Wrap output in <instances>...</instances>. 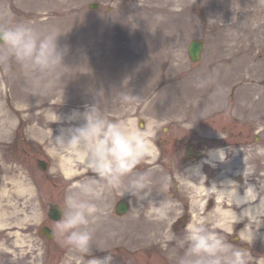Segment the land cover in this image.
<instances>
[{"label": "rangeland", "instance_id": "obj_1", "mask_svg": "<svg viewBox=\"0 0 264 264\" xmlns=\"http://www.w3.org/2000/svg\"><path fill=\"white\" fill-rule=\"evenodd\" d=\"M92 2L99 6L90 8ZM4 20L56 28L59 46L69 50L58 69L60 79L45 95L34 94L15 62L0 67V264H89L108 254L113 264H148L162 257H150L147 248L159 245L157 236H166L158 233L168 231L181 204L166 195L157 199L153 190L145 205L122 190L101 187L89 253L69 246L56 229L59 220L47 216L50 203L65 208L69 187L95 176L68 177L58 154L77 151L62 149L55 139L82 126L86 105L93 103L107 119L130 121L147 133L151 148L136 171L151 160L156 132L171 129L225 150L227 159L215 158L206 170L217 186L211 194L198 187L208 183L201 168L190 171L198 173L192 178H180L184 195L196 193L193 223L221 224L215 214L204 217L227 196L219 187L228 182L251 184L259 200L264 198V154L257 151L264 149V0H0ZM192 40L205 43L197 63L188 53ZM201 80L209 81L206 87L196 86ZM75 113L81 118L70 120ZM39 160L47 161V172ZM120 198L132 202L123 217L113 211ZM204 198L202 206L197 199ZM207 200L213 204L205 206ZM165 201L171 204L167 219L158 210ZM261 213L264 206L253 236H244L246 221L230 220L213 231L247 252L252 264H264ZM42 225L56 232L54 240L38 235Z\"/></svg>", "mask_w": 264, "mask_h": 264}, {"label": "clouds", "instance_id": "obj_2", "mask_svg": "<svg viewBox=\"0 0 264 264\" xmlns=\"http://www.w3.org/2000/svg\"><path fill=\"white\" fill-rule=\"evenodd\" d=\"M60 36L56 28L40 30L30 24L0 21V67L7 69L10 62H15L29 78L34 94L45 95L49 87L60 79L58 69L65 65L64 58L69 50L59 46ZM208 83L209 81L201 80L196 86L202 88ZM78 118H81L80 113H75L69 119ZM201 118L204 119L203 114ZM82 119V126L69 129L68 135L61 134L55 139L62 149L76 150L84 157L87 168L95 176L66 191L65 208L56 229L64 235L69 246L89 253L93 241L90 224L96 218L95 200L101 187L117 192L122 190L124 195L129 194L137 201H143L151 195L150 174L145 171L131 175L136 165L148 154L150 144L144 130L130 121L107 119L94 103L86 105ZM257 151L264 154V149ZM207 156L220 161L227 159L222 148L208 150ZM205 162L212 163V160ZM196 174L198 173L193 172L187 176L192 178ZM130 175L131 178L125 183ZM216 187L214 184L209 187L210 194ZM219 188L226 191L242 211L245 210L247 191L243 196L238 190L232 192L229 182ZM170 206V202L165 201L158 210L164 213ZM260 217L264 222V213ZM173 240L174 248L182 253L170 257L174 264H252L247 252L235 247L202 222L186 225L183 234L173 236ZM89 264H113V256L108 254L103 258L94 257Z\"/></svg>", "mask_w": 264, "mask_h": 264}, {"label": "flooded vegetation", "instance_id": "obj_3", "mask_svg": "<svg viewBox=\"0 0 264 264\" xmlns=\"http://www.w3.org/2000/svg\"><path fill=\"white\" fill-rule=\"evenodd\" d=\"M154 138V149L156 152L155 164L159 166L160 172H154L152 175H150L151 184L149 191L151 192L153 190L155 196L157 195V199L160 197V194L166 195L167 198L170 197V199L178 200L181 204L179 208L181 212L178 216V219L174 220L175 222L173 225L166 227V229L169 230L170 236L169 241L164 243V245L171 247V249H175L173 236L182 235L185 231L186 225L190 224L192 216H195L194 205L192 204H195L194 201L196 199L194 196H196V193L184 195L183 190L181 189V184L179 183L181 180L180 178H182V176L189 175L193 168H201L203 170V174L207 176L208 183L205 185H197L198 187H204L205 190H209V187L212 185L211 181H213V177H211V173L209 174L206 170L210 172V167H212L213 160L215 158L208 157L207 152L208 150L215 148L210 147L207 142L202 139L196 140L193 138H184L171 129L167 130L166 132H156ZM208 159H211L212 163H206L205 161ZM150 168L151 167L147 165V169L150 170ZM134 174L135 171L133 172V175ZM192 184L196 185L195 183ZM207 194L208 193L205 192L201 193V195L205 196H207ZM184 197H186V205L183 201L185 200ZM205 200L206 198L197 199V201L200 202L202 206H204ZM207 202L208 203H206L205 206H211L213 204V201L207 200ZM205 208L207 209L209 207ZM210 213L208 212L204 218H208ZM208 228L211 231L213 229L211 226H208ZM161 233L165 234L166 231L161 230ZM157 237V243L159 245L151 246L147 248V250L150 251V257L154 256L155 254L161 256V253L162 257L160 259H158L159 257L157 259L156 257H152L148 264H167L168 262L173 261L170 257L179 255L180 253L178 251H174L171 255V253L165 252L167 248H164L165 250L159 249L158 246L161 245L159 240L164 241L165 239L159 236Z\"/></svg>", "mask_w": 264, "mask_h": 264}, {"label": "bare ground", "instance_id": "obj_4", "mask_svg": "<svg viewBox=\"0 0 264 264\" xmlns=\"http://www.w3.org/2000/svg\"><path fill=\"white\" fill-rule=\"evenodd\" d=\"M251 2L257 1V0H250ZM258 10H260V6H256ZM2 129V124H0V130ZM58 157L61 158V165L64 167L65 174L68 177L71 178H80L82 176H86L89 174L95 175L91 170L88 168H85L86 165V159L82 157L78 152L75 154L74 152L71 153L68 157L61 156L58 154ZM87 167V166H86ZM84 168V169H82ZM80 184V183H79ZM76 186V184H74ZM78 185V184H77ZM70 188V187H69ZM255 187L250 185L242 186V185H236L231 183V191L236 192L238 190L239 194L243 196L244 192L247 191L248 197H247V203L244 206L245 210L242 211L240 207L236 205L234 202V199L231 198L228 194L227 196L219 198L217 206L214 210L215 218L221 222L223 226L226 224L232 223H240L246 221V231L244 232V236L247 238L248 236H253L257 232V227L259 226L258 223V215H256L264 206V198L259 200L258 195L255 191ZM242 190H245L242 192ZM258 201V202H257ZM251 215V222L248 223V218L246 214ZM232 220V221H230ZM220 223H216V228L214 229L217 231L220 230L218 227L221 225ZM253 227V229H252Z\"/></svg>", "mask_w": 264, "mask_h": 264}, {"label": "water", "instance_id": "obj_5", "mask_svg": "<svg viewBox=\"0 0 264 264\" xmlns=\"http://www.w3.org/2000/svg\"><path fill=\"white\" fill-rule=\"evenodd\" d=\"M97 6L98 5L96 3L90 4L91 8H96ZM203 48H204V44L201 40L191 41L190 46H189V55L193 62H197L201 59V53H202ZM38 165H39V168L43 170H46L48 168V163L44 160H39ZM116 208L119 214H122L123 212L127 210L126 209L127 206H125L124 202H119ZM62 210L63 209L59 205L53 204L50 207L49 216L52 219L59 220L63 214ZM41 232L45 233L49 238H52L54 235L53 232L49 230L47 227H43Z\"/></svg>", "mask_w": 264, "mask_h": 264}]
</instances>
